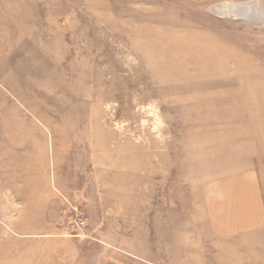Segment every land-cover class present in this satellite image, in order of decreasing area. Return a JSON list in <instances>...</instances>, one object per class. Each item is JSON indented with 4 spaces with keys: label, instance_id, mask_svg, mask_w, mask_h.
I'll list each match as a JSON object with an SVG mask.
<instances>
[{
    "label": "rangeland",
    "instance_id": "1",
    "mask_svg": "<svg viewBox=\"0 0 264 264\" xmlns=\"http://www.w3.org/2000/svg\"><path fill=\"white\" fill-rule=\"evenodd\" d=\"M242 178L264 189V0H0V264H197Z\"/></svg>",
    "mask_w": 264,
    "mask_h": 264
},
{
    "label": "crops",
    "instance_id": "2",
    "mask_svg": "<svg viewBox=\"0 0 264 264\" xmlns=\"http://www.w3.org/2000/svg\"><path fill=\"white\" fill-rule=\"evenodd\" d=\"M217 183L211 190L214 201L204 211L207 233L216 250L197 264H264L262 181L242 178Z\"/></svg>",
    "mask_w": 264,
    "mask_h": 264
},
{
    "label": "built area",
    "instance_id": "3",
    "mask_svg": "<svg viewBox=\"0 0 264 264\" xmlns=\"http://www.w3.org/2000/svg\"><path fill=\"white\" fill-rule=\"evenodd\" d=\"M66 215V221L71 225L72 228L77 227L78 229H81L85 223L84 215L77 210H74L73 212H68Z\"/></svg>",
    "mask_w": 264,
    "mask_h": 264
},
{
    "label": "water",
    "instance_id": "4",
    "mask_svg": "<svg viewBox=\"0 0 264 264\" xmlns=\"http://www.w3.org/2000/svg\"><path fill=\"white\" fill-rule=\"evenodd\" d=\"M223 9H224V8H223ZM237 10H238V9H235V10H233V11L237 13V12H238ZM223 12H224V10H222V13H223ZM237 16H241V15L238 14Z\"/></svg>",
    "mask_w": 264,
    "mask_h": 264
}]
</instances>
